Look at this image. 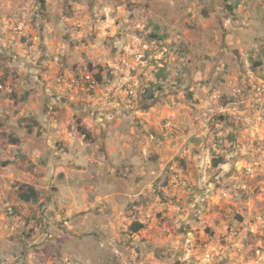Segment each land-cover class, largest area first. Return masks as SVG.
I'll list each match as a JSON object with an SVG mask.
<instances>
[{
  "label": "rangeland",
  "instance_id": "1",
  "mask_svg": "<svg viewBox=\"0 0 264 264\" xmlns=\"http://www.w3.org/2000/svg\"><path fill=\"white\" fill-rule=\"evenodd\" d=\"M0 264H264V0H0Z\"/></svg>",
  "mask_w": 264,
  "mask_h": 264
},
{
  "label": "trees",
  "instance_id": "2",
  "mask_svg": "<svg viewBox=\"0 0 264 264\" xmlns=\"http://www.w3.org/2000/svg\"><path fill=\"white\" fill-rule=\"evenodd\" d=\"M144 99L149 100L153 99V96L151 93H147L146 95L142 96ZM81 134H84V132H81ZM220 164L219 161H212V166L217 167ZM18 198L23 202H32L36 203L39 200L38 192L30 185H23L19 186V192H18ZM143 228V224L139 222H133L130 226V230L132 232H138L140 229Z\"/></svg>",
  "mask_w": 264,
  "mask_h": 264
},
{
  "label": "built area",
  "instance_id": "3",
  "mask_svg": "<svg viewBox=\"0 0 264 264\" xmlns=\"http://www.w3.org/2000/svg\"><path fill=\"white\" fill-rule=\"evenodd\" d=\"M85 78L86 79H90V76H86ZM9 211H11V208H9Z\"/></svg>",
  "mask_w": 264,
  "mask_h": 264
}]
</instances>
